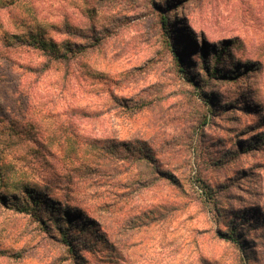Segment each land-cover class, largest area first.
<instances>
[{
	"label": "rangeland",
	"instance_id": "374dc122",
	"mask_svg": "<svg viewBox=\"0 0 264 264\" xmlns=\"http://www.w3.org/2000/svg\"><path fill=\"white\" fill-rule=\"evenodd\" d=\"M28 30L76 52L46 69ZM0 116L8 202L92 225L73 254L0 202V264H264V0H0Z\"/></svg>",
	"mask_w": 264,
	"mask_h": 264
},
{
	"label": "trees",
	"instance_id": "16d2710c",
	"mask_svg": "<svg viewBox=\"0 0 264 264\" xmlns=\"http://www.w3.org/2000/svg\"><path fill=\"white\" fill-rule=\"evenodd\" d=\"M69 30V29H68ZM70 33L74 34L72 30H69ZM14 42H16L20 46L28 47V48H35L41 50L45 56H48L50 59H48V62L46 63L45 68H49V64L53 61L57 62H64L69 59L68 54H71L73 52H76L75 45H72L68 41L63 42L61 45L55 43L51 38H46L44 32H33V30H28L22 35H13L12 36ZM6 41V39H5ZM5 46H11L10 41L5 42ZM216 51H218L216 49ZM224 50L221 49V52ZM220 51L216 52L217 61L219 62L218 53H221ZM53 59V60H51ZM218 71L217 67L214 66L213 69H211V73H215ZM1 76H5L4 74H1ZM0 120H2V117L0 116ZM42 146V145H40ZM114 147V144L112 143L110 145V148L112 149ZM148 149L146 147L145 151L142 155L136 156V159L138 162L141 160H146L152 162L153 159L149 157ZM111 151V150H110ZM143 151V149H142ZM114 152V151H111ZM113 154V153H112ZM115 154V153H114ZM113 154V155H114ZM3 167L0 165V184L3 183L5 177L7 176L6 172L2 170ZM48 188V187H47ZM205 192L208 194V197L212 195V189L207 188ZM8 194L3 193L0 191V202L4 204L5 206H8L12 209L21 210L27 214H29L35 221L39 222L40 224H44V227L50 228L51 226H54L56 229H58L60 234L61 240L65 243V245H70V251H73L74 248V241L70 237V229H79L81 234H84L86 232V229H91L92 225L90 222H88L86 219H83L84 216H75L74 215V209L69 208L68 210H61L60 206H57L54 200L51 198L49 194H45L42 191H39L35 186L25 184L22 186L21 194H15L11 195V200L8 202ZM61 210L60 217H57L58 212ZM80 217L82 218L81 221ZM245 220V223H249L250 220H254V218L249 217H242ZM234 219L231 221L228 225V230L226 233L224 232V235H227L228 238H230L232 241L241 243V240L239 239L238 229L237 225L235 223ZM63 221V222H62ZM81 237V236H79ZM79 242V241H78ZM73 253V252H72ZM74 254V253H73Z\"/></svg>",
	"mask_w": 264,
	"mask_h": 264
}]
</instances>
